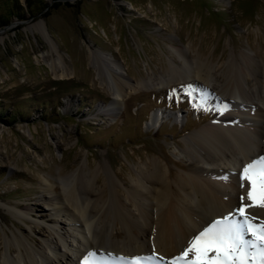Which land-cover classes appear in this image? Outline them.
<instances>
[{
    "label": "rangeland",
    "instance_id": "rangeland-1",
    "mask_svg": "<svg viewBox=\"0 0 264 264\" xmlns=\"http://www.w3.org/2000/svg\"><path fill=\"white\" fill-rule=\"evenodd\" d=\"M13 2L17 7L0 25V260L8 246L18 255L19 239L40 262L39 251L48 258L71 254L66 230L81 237L72 226H58L66 219L45 200L53 193L43 189L58 184V174L99 164L105 171L97 174L98 184L111 180L127 198L122 179L130 182L145 160L184 174L177 148L224 111L211 78L209 89L188 81L130 92L110 112L113 97L88 48L109 54L133 83L165 74L171 62L182 63L181 55L220 65L245 52L260 61L264 0H30V6L0 0V16ZM50 51L62 58L67 76L52 75L42 57ZM153 115L162 118L150 126ZM112 256L106 264H124L122 253Z\"/></svg>",
    "mask_w": 264,
    "mask_h": 264
},
{
    "label": "bare ground",
    "instance_id": "bare-ground-1",
    "mask_svg": "<svg viewBox=\"0 0 264 264\" xmlns=\"http://www.w3.org/2000/svg\"><path fill=\"white\" fill-rule=\"evenodd\" d=\"M128 5L133 8L131 3ZM53 51L44 54L43 60L53 76H67L69 72L62 58L58 54L53 58ZM88 53L113 97L107 107L110 112L130 92L159 90L188 81L209 89L211 78L217 82L218 94L224 96L221 105L224 111L214 124L190 133L183 140L184 146L177 148L180 159L186 163L184 174H173L158 159L145 160L135 169L130 182L122 179L127 198L111 180L98 184L97 174L105 171L99 164L88 172L80 165L73 175L58 174L59 183L43 189L53 194L43 198L53 204L51 210L55 215L66 219L60 218L57 223L50 217L48 221L62 225V229L67 224L81 234L77 237L66 230L73 239L64 240L71 254L48 258L39 251L38 262L18 239V255L11 256L12 249L8 246L0 264H61V259H65V264H80L86 252L93 254V264H106L114 258L112 252L128 258L153 251L159 254L156 264H169L170 258L187 246L205 221L234 212L241 204V196L252 222L264 224V205L247 199V182L241 187L239 179L244 164L264 156L263 58L256 61L242 52L219 65L199 56L181 55L182 63L171 62L165 74L133 83L119 73V63L109 54L96 48H88ZM224 105L228 107L224 109ZM161 118L153 115L148 125H157ZM231 173H236L235 178L231 179ZM36 243L34 240L33 245Z\"/></svg>",
    "mask_w": 264,
    "mask_h": 264
},
{
    "label": "snow or ice",
    "instance_id": "snow-or-ice-1",
    "mask_svg": "<svg viewBox=\"0 0 264 264\" xmlns=\"http://www.w3.org/2000/svg\"><path fill=\"white\" fill-rule=\"evenodd\" d=\"M185 90L191 85L183 86ZM176 92L177 89H172ZM191 95V92H186ZM197 108L200 104L195 105ZM228 106L224 105V109ZM241 187L247 182V199L254 204L264 205V156H258L243 165L239 172ZM241 204L235 211L205 221L204 226L193 234L187 246L169 264H264V224L257 225L246 213L241 196ZM239 217V218H237ZM250 234L251 238H246ZM93 255L89 253L88 256ZM85 256L81 264H93ZM159 254L120 257L124 264H156Z\"/></svg>",
    "mask_w": 264,
    "mask_h": 264
},
{
    "label": "trees",
    "instance_id": "trees-1",
    "mask_svg": "<svg viewBox=\"0 0 264 264\" xmlns=\"http://www.w3.org/2000/svg\"><path fill=\"white\" fill-rule=\"evenodd\" d=\"M26 1H27L28 5L30 6L31 5L30 4V0H26ZM17 5H18L17 2L16 3L13 2V6L12 5L7 6L6 13L0 16V25H4V24H6L8 22L9 14L12 13L11 9L17 7Z\"/></svg>",
    "mask_w": 264,
    "mask_h": 264
}]
</instances>
